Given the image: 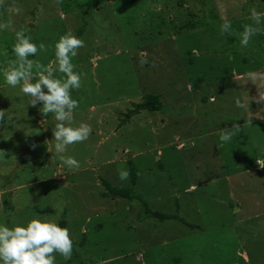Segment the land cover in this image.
Listing matches in <instances>:
<instances>
[{
    "label": "rangeland",
    "instance_id": "obj_1",
    "mask_svg": "<svg viewBox=\"0 0 264 264\" xmlns=\"http://www.w3.org/2000/svg\"><path fill=\"white\" fill-rule=\"evenodd\" d=\"M12 3L0 6V24L9 25L0 30V223L64 219L74 250L56 264H264V33L247 47L237 35L253 23L252 8L264 13V0H15L20 14ZM189 20L198 24L177 31ZM225 20L232 32L222 35ZM21 29L47 46L29 57L44 65L68 30L85 41L73 58L86 74L72 92L74 121L93 131L63 154L54 115L5 82ZM148 94L161 108L128 117ZM233 124L241 131L222 142ZM129 159L134 191L174 217H149L136 198L104 195V178L130 187L119 178Z\"/></svg>",
    "mask_w": 264,
    "mask_h": 264
},
{
    "label": "clouds",
    "instance_id": "obj_2",
    "mask_svg": "<svg viewBox=\"0 0 264 264\" xmlns=\"http://www.w3.org/2000/svg\"><path fill=\"white\" fill-rule=\"evenodd\" d=\"M60 2V0H57ZM0 6H5V0H0ZM16 14H20L22 8L13 0L8 8ZM264 13L251 9L250 17L252 24H245L243 32L237 33L242 47H247L253 36L264 33L262 25ZM8 24H0V30H5ZM221 34L231 33V22L225 20L220 25ZM16 42L12 47L14 60L7 61V67L3 70L7 85L15 88L20 87V92L31 97V105L35 107L42 103L41 113L44 116L53 114L57 123L53 128L55 152L63 154L68 146L86 141L93 129L90 124L81 122L78 125L74 121V111L79 108L80 101L72 96L73 90L82 87L85 73L76 70L77 65L73 58L77 57L78 50L85 46L84 39L78 37L72 30H68L59 37L55 44V60L47 65L37 60L29 59L38 51H47V46L41 42L39 45L33 42V37L27 35L21 29L15 33ZM142 65L147 64V57L141 54ZM8 56V52H4ZM155 67V64L152 65ZM35 69L36 75L33 71ZM255 81L258 77L250 74ZM34 81V82H33ZM264 88V84L260 86ZM45 89L47 91H45ZM264 101V92H261L257 102ZM237 107L245 108L246 105L238 99ZM5 118V111L0 110V121ZM251 124V120L248 121ZM241 131L239 124H233L221 131L219 139L228 143ZM50 151V150H49ZM51 152V151H50ZM61 160L69 169L79 168V162L72 156L61 155ZM259 164V161H257ZM264 167V165H260ZM130 176L127 169L119 170V178L126 180ZM14 226L0 223V262L2 264H56V255H61L65 260H70L74 250V241L71 230L61 227L60 224L47 216H38L22 226L13 220Z\"/></svg>",
    "mask_w": 264,
    "mask_h": 264
},
{
    "label": "trees",
    "instance_id": "obj_3",
    "mask_svg": "<svg viewBox=\"0 0 264 264\" xmlns=\"http://www.w3.org/2000/svg\"><path fill=\"white\" fill-rule=\"evenodd\" d=\"M206 15L211 17V14L205 13L203 20H205ZM197 24H198L197 21H190V20L187 22H182L180 26L177 28V31L183 28H193ZM75 35L80 37L81 30L78 29ZM160 108H161V101L158 98V96L155 94H148L145 96L143 100L134 103L133 108L128 110L127 116L130 117L132 114L137 113L142 109L159 110ZM128 164H129L128 171L130 172V176H129L130 187H119V186L112 185L108 180L104 178L102 179V183L106 187V192H104V195L112 194L113 196L119 195V196L126 197V198H136L140 200L141 204L144 207L146 216H149V217H156V218H159L160 220L174 217L171 214H167L164 212L151 209L149 205L147 204V202L145 201L144 197H142V195L138 193L137 191H134L132 186L135 185L137 181V168L134 162L130 159L128 160ZM58 223L60 224L61 227H66V222L64 219L59 220Z\"/></svg>",
    "mask_w": 264,
    "mask_h": 264
}]
</instances>
